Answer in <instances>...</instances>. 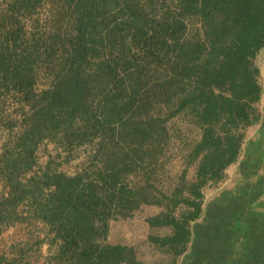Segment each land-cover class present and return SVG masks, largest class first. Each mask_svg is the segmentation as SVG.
<instances>
[{"label":"trees","instance_id":"1","mask_svg":"<svg viewBox=\"0 0 264 264\" xmlns=\"http://www.w3.org/2000/svg\"><path fill=\"white\" fill-rule=\"evenodd\" d=\"M46 2L48 29L29 35L24 17ZM263 49L264 0H9L0 11V118L13 97L23 119L18 131L8 123L0 147V225L28 212L50 226L48 264L185 263L205 188L225 177L262 117ZM43 70L51 80L40 88ZM189 123L199 135L183 140L185 167L167 188L162 156ZM45 139L67 158L85 148L73 173L52 160L35 169ZM144 204L162 207L151 228L172 230L149 235L165 261L147 263L110 239L111 222ZM225 225L222 216L216 228ZM205 236L195 264H215ZM0 264L20 263L0 254Z\"/></svg>","mask_w":264,"mask_h":264},{"label":"rangeland","instance_id":"2","mask_svg":"<svg viewBox=\"0 0 264 264\" xmlns=\"http://www.w3.org/2000/svg\"><path fill=\"white\" fill-rule=\"evenodd\" d=\"M8 2L9 0H0V11L5 12ZM51 8L52 4L46 2L38 8L33 16L24 17L25 20H23V22L28 29H31L29 35H31L32 32L43 33L48 29L53 13ZM258 63L262 65L260 58ZM49 80H51L49 75L43 70L38 83L39 87H46ZM5 107L6 111L0 118V147L5 142L9 133L12 132L9 130L8 123L11 121L16 122V125L14 123L15 126L13 131H18L20 130L21 120L23 119V115L21 114V102L12 97L8 99L7 106ZM179 118L180 117L174 118L171 121V124L178 125L175 122H179ZM185 126L186 127H183V131L179 138L176 137V141L166 150V154L162 156L161 161L165 165V172L167 174L164 178V182L166 181V187L170 186L168 185L169 182H167L169 176L174 178L177 177L185 167L182 155L184 141L187 139L194 141L199 135L198 129L191 123ZM248 127L245 130L246 134ZM84 151V147L79 148L70 155V158H67L65 157L67 153L64 152L63 148L59 146L57 142L51 139H45L37 148V164L35 165V169L48 165L50 160H52V164L55 168L67 171L68 173H73L81 161L79 156L83 155ZM243 151L240 156H242ZM59 153L62 154L61 157H58ZM196 171V165L190 166L188 172V178H190V180L195 178ZM227 176H229V178L235 177L234 174ZM225 178L226 175L222 180L207 186L204 190L205 196L206 194L213 192V186L217 189L222 188L225 185ZM4 190V184L0 181V194ZM23 208L24 207L21 209ZM161 210L162 207L159 205L144 204L132 216L114 219L111 222V241L135 246L138 256L147 263L167 260L169 258L167 254L155 247V245L149 240L150 234L166 235L172 231L169 227L151 228L148 218L160 213ZM23 214L24 216H28V218L23 221H17L11 225H0V254L11 259H18L20 264H48L52 250L54 251V248H52L50 243V226L42 220L29 217L28 212H23Z\"/></svg>","mask_w":264,"mask_h":264},{"label":"crops","instance_id":"3","mask_svg":"<svg viewBox=\"0 0 264 264\" xmlns=\"http://www.w3.org/2000/svg\"><path fill=\"white\" fill-rule=\"evenodd\" d=\"M259 58L264 87V49ZM259 106L262 117L248 127L242 156L226 169L225 185L213 186V192L206 194L203 212L193 222L186 252L191 256L186 260L189 264H195L192 256L200 250L204 234L207 253L213 252L215 264H264V93ZM230 174L235 177L229 178ZM222 216L226 225L217 229ZM185 259L181 257L179 264Z\"/></svg>","mask_w":264,"mask_h":264}]
</instances>
